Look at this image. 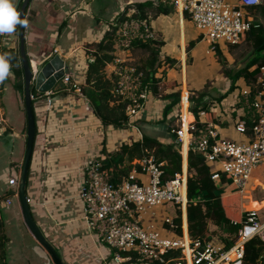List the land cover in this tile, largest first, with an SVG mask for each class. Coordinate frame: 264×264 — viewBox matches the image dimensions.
I'll use <instances>...</instances> for the list:
<instances>
[{
	"label": "crops",
	"instance_id": "0c3cea01",
	"mask_svg": "<svg viewBox=\"0 0 264 264\" xmlns=\"http://www.w3.org/2000/svg\"><path fill=\"white\" fill-rule=\"evenodd\" d=\"M144 1L147 0H31L27 8L28 24L25 26L27 54L31 61L37 63L57 54L61 55L66 66L69 67L71 77L81 85H85L89 62L95 57L92 54L95 45L101 42L107 31L118 23L123 12L128 10L127 15L133 14L135 10L133 4ZM153 1L154 4L148 10L146 19L156 35L151 41L158 42V55H153L150 50L136 45L133 46L131 55L143 68L145 75L146 72H155L151 75L158 81V85L153 87V83H146L150 90L145 106L132 122H129L128 127L105 126L89 100L81 92L69 89L62 80L49 96L35 103L37 135L28 175L27 196L30 199L29 204L35 221L59 252L65 264H142L140 261L130 262L131 257L121 256L119 259L117 250L101 242L97 234L89 229L84 219L81 196L82 184L86 179V168L91 161L100 159L103 162L110 154L120 150L124 143L140 141L144 135L154 138L159 143L177 144V138L165 134L159 136L162 132L158 129V125L167 121L168 131L170 128L181 126V115L183 121L185 119L184 103L181 98L168 114L165 113L167 106L174 99L171 94L180 92L182 96V93H205L198 88L203 86L202 79L208 75V69L210 79H214L216 75V71L211 72L216 67L214 64L216 59L212 56L217 55L218 61L222 58L220 63L223 73L217 76L218 85L214 84L219 89V94L207 92L206 99L214 100L213 97H217L220 100L211 103V112L207 111L206 116L201 117L200 120L214 123L220 135L230 140L245 142L249 139V133H242L236 128L238 121L243 119L246 113L247 117L249 116L243 102L244 98L241 95L238 97V93L249 86L248 78L242 75L233 80L228 73L237 71L248 63V56L253 51L248 53L246 60L235 58L234 53L242 45L251 44L255 39L241 41L238 45L222 43L218 50L208 48L206 55L209 57L210 66L207 67L196 59L201 44L207 42L201 34L200 40L196 42L198 36L192 28L195 24L190 15L161 1ZM228 1L236 3V0ZM13 3L16 7L18 0H13ZM247 12L254 18L250 8ZM257 17L264 23L261 13H258ZM17 33L18 29L5 35V38L12 41L13 45H18L20 33L16 36ZM14 34L15 37L12 36ZM209 44L211 46L210 42ZM219 55L222 57L220 58ZM157 56H161L160 61L156 60ZM240 61L245 62L240 63ZM154 62L155 66L152 68L151 63ZM111 69L106 67L105 72L107 78L113 81L110 78ZM175 69H180L181 76ZM255 69L256 66H253L249 68V72ZM190 70H193L192 78H190ZM236 82L238 86L231 98L228 96V91ZM61 86L64 88L57 90ZM178 89L180 91H177ZM49 100H51L50 106H48ZM0 106L3 109V106ZM3 112L5 114V111ZM189 113L193 112L190 110ZM6 116L5 114L4 123L0 124V220L4 222L7 235V257L4 264H53L44 256L37 239L25 223L19 196H16L19 187L10 183V178L20 176L22 169L27 143L25 139L27 115L21 116L22 130L18 131H14L13 124ZM174 120L179 124L174 125ZM237 134L239 137L235 138ZM14 138L19 141L16 146L12 145ZM180 149L183 156L181 173L189 185L190 155L186 144L183 152L181 146ZM142 158L133 161L130 172L134 169L135 162ZM263 168L264 166L258 169L253 178L261 179L258 173ZM211 172L212 170L210 174ZM252 181L254 179L247 188L253 184ZM262 182L264 183V180ZM214 184L216 188L221 187H218V183L214 182ZM233 189L235 190V187L232 183L225 192L228 190L236 192ZM167 206V211H170L169 218L175 219L176 222L179 216L182 217V234L178 233V227L176 234L186 238L192 237L189 232L188 208H180L179 205L173 204ZM260 214L262 216L261 210ZM157 216L158 214L154 213L152 218L155 219L148 225H154V228L164 236L173 237L167 224L155 223ZM233 221L235 220L232 219ZM208 230L210 238L218 239L226 236L224 237L226 240L222 241L228 245L232 243L230 240L233 236L221 233L218 225L216 229L208 227ZM179 258L180 256L175 263Z\"/></svg>",
	"mask_w": 264,
	"mask_h": 264
},
{
	"label": "built area",
	"instance_id": "2783aa9c",
	"mask_svg": "<svg viewBox=\"0 0 264 264\" xmlns=\"http://www.w3.org/2000/svg\"><path fill=\"white\" fill-rule=\"evenodd\" d=\"M157 1L190 15L195 26L203 33V38L211 43L213 50H217L222 43L240 44L242 36L254 23V18L247 9L264 5V0H236V3L228 0ZM134 13L127 15L118 26L114 59L106 66L112 68L110 78L115 85V95L128 102L126 111L130 122L143 110L150 90L144 82L145 72L135 62L131 51L136 42L156 38L149 21L135 18ZM7 34L9 33H5ZM31 65L34 75H37L38 63L31 61ZM61 80L69 89L81 91V84L69 73ZM252 80L251 85L240 91L249 116L246 119L241 118L236 126L238 131L249 133L247 141H235L221 136L217 126L211 122L193 120L186 127L183 115L181 126L173 129L176 142L183 148L182 152L187 142L189 155L193 151L202 155L207 164L214 165L211 179L218 183V187L223 186L220 173L223 172L232 179L239 193H244L254 173L264 166V66ZM233 86L236 89L237 82ZM50 93L45 95L49 96ZM181 101L188 104V111L192 109L189 110L192 101L190 93H182ZM50 105L51 100L48 102V106ZM206 114L207 111L201 112L202 117ZM4 121V112L0 106V124ZM134 165L122 185L114 187L102 170V160L95 159L87 166L86 179L82 184L84 219L101 242L117 250L119 259L120 251L136 249L142 264L151 261L163 263L166 254L178 250L181 255L176 264H245L246 243L255 237L264 241V219L259 210H248L242 220L232 222L240 227L230 240V245L214 238L203 240L199 237L179 236L176 234L178 225L175 219L169 217L164 223L168 225L173 237L164 236L154 225L145 226V216L153 207L173 204L188 208L189 185L182 173H176L173 178L165 180L164 163L157 162L153 155L138 160ZM10 183L19 187V176L11 177ZM28 201L30 203L29 197Z\"/></svg>",
	"mask_w": 264,
	"mask_h": 264
},
{
	"label": "trees",
	"instance_id": "16d2710c",
	"mask_svg": "<svg viewBox=\"0 0 264 264\" xmlns=\"http://www.w3.org/2000/svg\"><path fill=\"white\" fill-rule=\"evenodd\" d=\"M153 4V0L134 3L135 13L133 16L138 19L148 18V10ZM127 12L128 10L120 15L118 23L107 31L101 42L95 45L92 53L95 57L94 61L89 62L86 84L81 85V94L89 100L92 108L103 124L105 126L113 125L117 128H126L129 126L130 117L127 115L126 111L128 102L115 95L114 82L107 78L105 68L114 59L113 52L115 43L118 39V26L127 18ZM250 12L254 15L253 27L242 36V41L247 39H261V44L254 49L250 56H248V63L243 68L228 73L233 80H236L242 75L246 76L248 78V85H251V79L255 78L260 68L264 66V23L257 17V14L261 13L264 18V5L252 7L250 8ZM27 15L28 9L25 13V19H27ZM16 29H18L16 36H19V25ZM12 36L15 37V34ZM134 45L150 50L153 55H158L157 52L159 48L158 42L156 41H139ZM0 51L1 55H6L9 58L10 65V75L3 80L0 85V105L3 106L4 90L7 84H11L17 90L25 103V79L20 54V43H18V45H13L12 41L5 38V34H0ZM218 53L220 54V52ZM219 57L221 58L222 56L219 55ZM220 61L222 62V58ZM223 63L225 64L224 61ZM154 64L155 62L151 63L152 68H154ZM253 66H256V69L249 72V68ZM152 73L155 72H146L144 82H151L154 87L158 85V81L154 79L151 75ZM63 88L64 87L61 86L57 90ZM233 90H235V87L231 85L230 91ZM252 91L254 92L253 86ZM32 93L34 96L33 109L36 116L35 103L42 100L46 95H44V93H39L34 84L32 85ZM171 96H174V99L173 102L167 106V110L165 111L166 114L180 102L181 93H172ZM206 97V93H200L197 97L193 96L194 99H192V101L194 105L191 112L196 115L198 121L202 117V111H208L210 113L211 103L220 100V98L210 100L209 98L206 99ZM246 118L248 117L245 116L244 119ZM173 129L174 128H170V131ZM150 155H153L157 162L164 163L165 180H169L173 178L176 173L182 172L183 156L180 145L178 143H159L148 135H144L143 139L140 141H134L131 144L124 143L120 150L110 154L103 160L102 170L105 172L109 183L114 187H120L124 180L128 178L133 161ZM189 164L188 222L190 235L194 238H202L203 240L210 239L208 236V221L210 218H213L215 223L219 226L221 233H227L234 237L240 225H234L232 223V218L226 214L227 207L225 201L222 199L223 193L232 186V180L229 179L226 174L220 172L223 186L216 188L214 181L211 179L210 167H208L202 155L193 151L190 152ZM176 224L178 225V233L182 234L181 216L176 219ZM224 239L223 237L218 238L219 241ZM6 246L7 235L5 234V226L4 222L0 220V264H4L7 257ZM120 254L123 257H131L130 262L132 263L139 261L140 256L136 249L120 251ZM178 256H180V251H170L165 255V262L151 261L147 264H176L175 261ZM245 264H264V241L260 237H255L246 243Z\"/></svg>",
	"mask_w": 264,
	"mask_h": 264
},
{
	"label": "rangeland",
	"instance_id": "374dc122",
	"mask_svg": "<svg viewBox=\"0 0 264 264\" xmlns=\"http://www.w3.org/2000/svg\"><path fill=\"white\" fill-rule=\"evenodd\" d=\"M192 28L194 30L195 35L198 36V38L196 37L197 38L196 42H197V40H200V38H201L200 34L203 36V33L200 30H198L194 25L192 26ZM205 41L207 43L204 44V42H203L201 44V46H200L201 48L198 50L199 54H198V56H196V59L198 61H200L203 65H206L208 67V66H210V64L208 63L209 57H207L206 53H207V49L211 48V46L206 39H205ZM261 41H262L261 39H257V40H253L251 44L242 45V47L234 53V57L237 59H243L244 58L246 60V56H248V53H250L251 51H254V49H256L261 44ZM212 57H214V59H216L214 62V64H216V67L214 69H212L211 72L213 73L216 71V75H214V79H210L209 78V75H210L209 71L210 70L208 69L207 70L208 75L202 79L203 86L198 88V90L199 89L204 90L205 93L212 92L214 94H219L220 91L216 86H214V84L217 83V85H218V81H217L218 77L217 76H219L223 73V70H222L223 67H222L220 61L217 60V55H216V57L215 56H212ZM156 60L160 61L161 56H159V57L157 56ZM189 61H190V59H189ZM241 62L244 63L245 61H240V63ZM190 65H191V63H190ZM175 71L179 74V76H181L180 69H175ZM198 73H200V71ZM189 74H190V78H192L193 70H190ZM201 76H202V74H201ZM223 77H226V76L223 75ZM229 80H231V79H229ZM191 90H194V89H191ZM177 91H180V89H178ZM228 92H229L228 96L233 98L232 96H234L233 94L235 93V90H233V91L229 90ZM44 95H45V93H44ZM190 95H191L192 99H194L193 96L194 97L199 96V94H190ZM239 96H240V93H238V97ZM213 98L216 100L217 97H213ZM213 102H216V101H213ZM193 105H194L193 101H190L189 110L193 107ZM3 109H4L3 111H5V114L9 117V120L13 124L14 131L22 130V126L20 125V122H21L20 119H21V116L26 117L25 103L22 99H20L19 93L11 84H7L6 89L4 90ZM191 111H192V109H191ZM191 114L194 117L193 118L194 121L193 120L192 121L193 122H195V120L198 121L196 115L194 113H191ZM7 116H6V118H8ZM4 119H5V117H4ZM168 120L170 121V119H168ZM178 124H179V122H178ZM178 124L174 120V125H178ZM158 129L162 132L161 135H159V136H162L163 134H165L171 138H176V135L172 131H170V130L168 131L169 128H168L167 121L160 122L158 125ZM14 131H12V132H14ZM26 131L27 130H25V136H26ZM237 137H239V134L235 135V138H237ZM25 139H27V137H25ZM18 142L19 141L14 138L12 145L16 146V144ZM20 159H21V156H20ZM207 165H208V167H210V169H209L210 171L212 169H214L213 168L214 165H212V164H207ZM258 174L261 176L262 180L260 178H253L252 177V179H254V181H252L253 184L249 188H247L244 191V193H239L235 188V190L234 189L233 190L236 192L233 193V191L228 190L222 196V199L225 201V204L227 207L226 214L229 215L233 220H235V221L242 220V217L244 215H246V213H247L246 210H259V211L261 210V213H262L261 217H262V219H264V183L262 182L264 180V168L261 169ZM167 208H168V206H166V204H165V205H161V206H157V207H153L152 209H149L148 214H147L148 218H146L147 217V215H146L145 219H144L145 226L148 225L150 222H152L155 219V218H152L154 213L158 214V216L156 217L155 223L159 222L161 225L164 224L165 219L167 217H169V214H170V211H167ZM208 222H209L208 227H211L212 229H216L217 224H215V221L213 218H210V220ZM224 237H226V236H223V238ZM227 239L229 240V238H227Z\"/></svg>",
	"mask_w": 264,
	"mask_h": 264
},
{
	"label": "water",
	"instance_id": "95a60500",
	"mask_svg": "<svg viewBox=\"0 0 264 264\" xmlns=\"http://www.w3.org/2000/svg\"><path fill=\"white\" fill-rule=\"evenodd\" d=\"M31 0H18L16 8L19 7L21 19H25V13ZM21 5V6H20ZM20 54L24 68L25 79V109L27 115V143L26 153L19 176V200L22 206L23 217L26 225L37 239L40 249L44 256L49 258L53 264H65L59 252L54 245L47 239L43 230L35 221L31 212L27 196V182L29 169L34 152L35 140L37 135V122L33 109L34 96L32 85H35L39 93H48L54 90L59 81L66 73H69V67L61 55H55L45 61L38 63L39 72L34 75L31 60L28 57L26 49L25 26H20Z\"/></svg>",
	"mask_w": 264,
	"mask_h": 264
},
{
	"label": "clouds",
	"instance_id": "9594fccd",
	"mask_svg": "<svg viewBox=\"0 0 264 264\" xmlns=\"http://www.w3.org/2000/svg\"><path fill=\"white\" fill-rule=\"evenodd\" d=\"M27 24V19H21V14L17 11L13 0H0V34L13 33L18 25L27 26ZM9 75V58L6 55H0V82Z\"/></svg>",
	"mask_w": 264,
	"mask_h": 264
},
{
	"label": "bare ground",
	"instance_id": "6f19581e",
	"mask_svg": "<svg viewBox=\"0 0 264 264\" xmlns=\"http://www.w3.org/2000/svg\"><path fill=\"white\" fill-rule=\"evenodd\" d=\"M184 117H185L184 124L187 127L188 123H190L193 120V116L188 111V104L187 103H184ZM185 144L187 145V142ZM185 169H187L186 164H185Z\"/></svg>",
	"mask_w": 264,
	"mask_h": 264
}]
</instances>
